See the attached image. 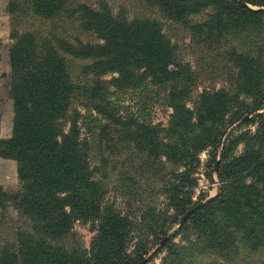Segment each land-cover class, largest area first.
I'll list each match as a JSON object with an SVG mask.
<instances>
[{"label":"trees","instance_id":"obj_1","mask_svg":"<svg viewBox=\"0 0 264 264\" xmlns=\"http://www.w3.org/2000/svg\"><path fill=\"white\" fill-rule=\"evenodd\" d=\"M140 1L186 27L188 45L223 48L221 67L201 52L184 61L162 22L144 8L128 12L105 0H8L13 124L11 135L0 138V156L16 160L19 187L6 192L0 186V221L13 207L25 224L11 240L0 241V264H135L195 205L191 184L199 153L210 149L214 162L227 126L264 109L263 9L238 0ZM209 7L206 18L191 21L192 14ZM222 69L227 82L193 96ZM109 71L118 74L113 80L121 87L141 82L162 90L172 108L168 124L109 109V82L101 78ZM80 108L104 120L98 130L103 174L106 153L117 152L120 163L127 156L131 171L118 170L122 193L141 202L145 195L164 194V207L153 205L150 214L133 219L105 205V187L90 164L91 133L81 135ZM257 117L254 133L226 139L220 192L180 224L178 229L192 236L186 243L175 242L178 230L170 236L160 264H255L237 249L264 247V112ZM242 140L244 148L236 154ZM95 219L97 232L85 248L73 225ZM136 228L143 231L136 235ZM135 239L131 252L128 244ZM204 252L213 257L203 259Z\"/></svg>","mask_w":264,"mask_h":264},{"label":"rangeland","instance_id":"obj_2","mask_svg":"<svg viewBox=\"0 0 264 264\" xmlns=\"http://www.w3.org/2000/svg\"><path fill=\"white\" fill-rule=\"evenodd\" d=\"M92 2L98 0H91ZM107 1L112 7H116L124 5L125 10L128 12L134 11H143V8L147 11V13L156 16L161 22L163 26V31L167 37L170 38L175 44H178V51L183 58L184 61L192 60V58L196 59L197 55L201 52L206 60L212 59L213 63L216 66L222 65V58H224L221 54L222 49L215 52L210 48L209 45H202V46H191L188 45L189 39L191 37V32L184 27L181 23L170 21L161 16L158 11L154 9L148 8L145 4L140 0H105ZM242 4L246 5L252 9H263L264 5H254L245 0H238ZM258 3H263L264 0H254ZM8 2V0H7ZM7 6V3H6ZM1 10V12H5L4 15L7 16L8 26H9V35H8V46L12 42L10 36V16L6 10ZM211 8H207L206 10L202 11L199 14H192L190 16L191 21H198L202 20L207 17L208 13L210 12ZM3 15V13H2ZM23 15L22 12L19 13ZM23 22V16H22ZM27 19V18H25ZM24 19V20H25ZM24 23V22H23ZM19 28L22 29V25L19 24ZM90 39L97 41V37L95 35L89 36ZM224 44L222 47H225ZM8 54V51H7ZM201 55V54H200ZM196 56V57H195ZM199 57V56H198ZM193 63V62H192ZM206 68V67H204ZM9 74L6 76V85L9 86ZM117 73L115 72H107L101 77L102 79L107 80L109 83V92H108V102L109 104L107 107L113 111H117L120 113L124 112H136L141 113L146 116V119L153 121L154 123H161L166 126L170 119V114L172 113V108L167 105L165 100V94H163L162 90H158L156 86H143L137 82V86L131 84L125 87H121V85H117L113 80L114 77H117ZM224 75V69L221 72L215 75H209L206 80L199 84L197 90L194 91V94L201 91L203 87H220L223 83L227 82L226 79L222 76ZM264 91V85H263ZM9 93V89H8ZM10 98V97H9ZM192 107L191 103L188 104ZM80 113H82L79 119V125L81 129V135L84 137H88L92 140V153L90 154V164L94 167V176L96 179L100 180L103 183L104 188V203L105 205H112L116 211H120L121 215L125 214V212L130 213L133 219L136 217H140V215L146 216L150 214L147 212L150 207L156 205L157 207H164L167 200L164 194H157V195H145L143 201H133L132 199L127 198L123 192L124 189V181H122L118 176V170L121 167L123 171H131L130 165L125 163L128 159L127 156L122 155V163L116 162L118 160V153H106V164H108V171L106 176L103 174V169L101 160L99 158V145L103 143L102 138H99L100 132L99 127L102 124L103 118L101 114L97 112L90 111V109H83L80 108ZM93 115H90V113ZM264 109L257 110L250 114H245L240 118L235 119L230 123L227 128L223 131L219 145L217 148V154L215 157L214 162L211 161L212 153L210 154V149H204L199 153V164L196 168V171L193 173L194 181L191 185V200L195 205L191 206L187 210V213L179 219L178 223H173L172 227L168 230L167 234L162 236L160 239H157L153 242L151 247L147 253H145L141 259H139L135 264H160L163 257L166 254V243L168 242L171 235L174 234L177 230L180 233L174 238L176 243H186L187 237L189 236L187 232L179 230L180 224L202 203L211 200L215 197L219 192L220 188L223 185L222 181L219 178V161H220V154L224 148V143L227 138L230 139H238V135L243 132H250L254 133L258 126L257 116L260 113H263ZM1 116V113H0ZM12 124H13V116L8 115L7 113L4 116V128L2 136L0 138H6L11 135L12 131ZM11 126V127H10ZM92 131V132H90ZM228 133H231L230 135ZM229 135V137H227ZM244 141L238 142L235 146V153H240L244 148ZM102 145V144H101ZM212 151V150H211ZM0 186L6 192H15L19 187V177H18V170H17V163L16 160L12 158H5L0 156ZM190 192V191H189ZM170 212L173 213V209H169ZM142 220V218H141ZM139 221V219H137ZM147 222L151 224V219L147 218ZM25 224V220L22 216H20L17 211L10 207L7 211V215H5L4 219L0 221V241L11 240L13 238L14 230ZM168 223H166L167 225ZM99 225V220H88L86 222L77 220L73 225V232L76 236L77 242H79L85 248H90L91 241L94 238ZM141 227V226H140ZM139 227V228H140ZM140 231H143L140 229ZM139 229L136 228L135 234L140 233ZM192 233V232H190ZM137 243V239L134 241L132 240L128 244L129 251L132 252L134 246ZM246 245L241 246L237 249L240 252L242 257H245L249 261L257 264H261L264 260V247L259 246L255 247L252 250H249ZM200 257L203 259L209 260L213 257L212 254L209 252H204L200 254ZM252 264V263H249Z\"/></svg>","mask_w":264,"mask_h":264},{"label":"crops","instance_id":"obj_3","mask_svg":"<svg viewBox=\"0 0 264 264\" xmlns=\"http://www.w3.org/2000/svg\"><path fill=\"white\" fill-rule=\"evenodd\" d=\"M6 3L7 0H0V133L4 128L5 114L13 116V101L9 98V86L6 85V76L10 72L9 55L7 54L9 26L5 12H1L2 9L5 10Z\"/></svg>","mask_w":264,"mask_h":264}]
</instances>
